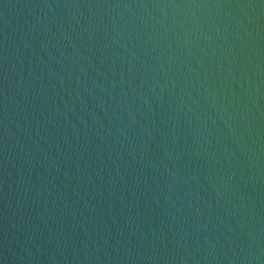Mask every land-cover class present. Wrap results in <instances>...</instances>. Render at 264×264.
<instances>
[{"label":"water","instance_id":"obj_1","mask_svg":"<svg viewBox=\"0 0 264 264\" xmlns=\"http://www.w3.org/2000/svg\"><path fill=\"white\" fill-rule=\"evenodd\" d=\"M0 264H264V0H0Z\"/></svg>","mask_w":264,"mask_h":264}]
</instances>
